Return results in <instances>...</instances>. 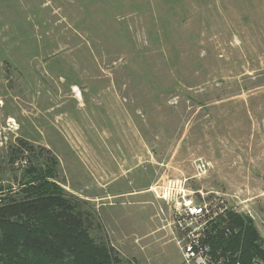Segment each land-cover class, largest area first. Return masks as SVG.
I'll return each instance as SVG.
<instances>
[{"label": "rangeland", "instance_id": "obj_1", "mask_svg": "<svg viewBox=\"0 0 264 264\" xmlns=\"http://www.w3.org/2000/svg\"><path fill=\"white\" fill-rule=\"evenodd\" d=\"M46 164L122 264H184V195L264 240V0H0V193Z\"/></svg>", "mask_w": 264, "mask_h": 264}, {"label": "trees", "instance_id": "obj_2", "mask_svg": "<svg viewBox=\"0 0 264 264\" xmlns=\"http://www.w3.org/2000/svg\"><path fill=\"white\" fill-rule=\"evenodd\" d=\"M50 160L55 168L56 160ZM45 167L28 168L29 181L21 184L19 193H0V264H122L107 244L93 243L81 202L53 181L49 164ZM219 216L204 239L213 260L264 264V240L253 220L233 211ZM30 220L41 226L13 225L14 221Z\"/></svg>", "mask_w": 264, "mask_h": 264}, {"label": "built area", "instance_id": "obj_3", "mask_svg": "<svg viewBox=\"0 0 264 264\" xmlns=\"http://www.w3.org/2000/svg\"><path fill=\"white\" fill-rule=\"evenodd\" d=\"M217 201L220 202L216 203L218 209L213 212L211 217L224 214L227 210L223 201L219 199ZM206 213L205 205H197L193 199L185 195L182 197L180 208L176 211L174 228L177 234L175 243L184 264H221V261L215 262L213 260L209 246L202 242L201 233L204 231L205 224H208L202 220ZM253 264H260V262Z\"/></svg>", "mask_w": 264, "mask_h": 264}, {"label": "crops", "instance_id": "obj_4", "mask_svg": "<svg viewBox=\"0 0 264 264\" xmlns=\"http://www.w3.org/2000/svg\"><path fill=\"white\" fill-rule=\"evenodd\" d=\"M154 231H156V232H160V228H159V226H156V228H155ZM162 239H164V238H163V235H161L160 238H158V240H160V241H161Z\"/></svg>", "mask_w": 264, "mask_h": 264}]
</instances>
